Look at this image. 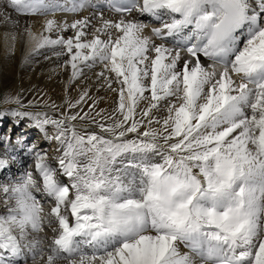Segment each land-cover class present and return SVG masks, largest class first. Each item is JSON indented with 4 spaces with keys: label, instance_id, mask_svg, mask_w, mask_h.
<instances>
[{
    "label": "snow or ice",
    "instance_id": "snow-or-ice-1",
    "mask_svg": "<svg viewBox=\"0 0 264 264\" xmlns=\"http://www.w3.org/2000/svg\"><path fill=\"white\" fill-rule=\"evenodd\" d=\"M107 7L117 18L94 11L70 23L46 18L39 35L25 29L34 42L26 60L51 48L71 71L61 105L0 99L18 106L0 110L17 118L0 135V170L21 151L32 159L31 170L0 183V264H264V0ZM0 8L11 21L8 9L54 17L98 5L5 0ZM97 65L98 88L115 93L110 109L90 86L67 94ZM37 106L57 115L24 110ZM25 117L55 142L53 158L23 134L13 142Z\"/></svg>",
    "mask_w": 264,
    "mask_h": 264
},
{
    "label": "bare ground",
    "instance_id": "bare-ground-1",
    "mask_svg": "<svg viewBox=\"0 0 264 264\" xmlns=\"http://www.w3.org/2000/svg\"><path fill=\"white\" fill-rule=\"evenodd\" d=\"M91 2L96 4V0H91ZM4 3L5 0H0V6H2ZM2 11L3 9L0 8V12ZM94 11L103 12L108 18H117L115 14L111 13L105 8L95 10L88 8L81 13L75 14L57 12L54 14V17L52 13H49L46 17L17 15L14 11L8 9V12L11 16V21H6L4 16L0 14V73L13 74L18 78L17 87H15L16 92L14 89H10L4 94L3 97L7 95L19 94L22 103L42 97L55 102L57 105L63 104L66 95L65 86L68 82L71 71L70 68L65 69L60 67L62 64V59L58 60L53 55V49L51 48L41 49L38 54L30 56L29 59L26 60L25 57L30 52L34 42L28 38L25 29L31 27V30L39 35L43 31V21L46 18H55L59 23H63L65 20H67L70 23L72 20L78 19L81 16L91 15ZM133 16L136 19L142 20L146 24L154 23L152 18L148 16H140L138 13H133ZM15 21H18V23H13ZM93 23L95 24L96 21L93 20ZM13 34L15 35V40H13ZM51 35L53 38H55L56 34L52 33ZM63 35L67 37L72 35V32L68 31L63 33ZM45 57H49V59H45ZM100 70V65H97L90 70L85 68L83 77L72 83L67 94L73 99H76L82 87L90 86L91 96L103 98L99 103V108L110 109L113 106V101L115 100V93L109 92L106 88H98L95 74ZM27 83L30 86L28 90L25 87ZM20 89L23 91L22 94L19 92ZM89 103H91V101H89ZM12 106L13 105L3 104V107L7 108H13ZM49 111L53 114V116L57 115V113L53 112L51 109H49ZM31 129L33 128H25L20 130L17 127L14 129V132L19 130L20 132L18 131L17 136L23 134L27 137V140H29ZM0 135L2 134L0 133ZM39 135L45 138L44 133L40 132ZM16 137L14 138L13 142H15ZM47 140L48 139L45 141ZM52 142L54 146H52L51 151L47 153L49 154V157L53 158L56 155L55 148L57 145L54 141ZM39 146H42V144ZM39 149L45 152L48 150L45 147H41ZM31 165V157L25 156L23 151H21L16 162L11 163L7 170H0V183L11 181L25 170H31ZM46 234L49 237L52 235L50 230H46ZM179 250L181 253L188 251V249L184 247L183 244H179ZM18 264H23V258L18 261ZM28 264H31L30 259Z\"/></svg>",
    "mask_w": 264,
    "mask_h": 264
},
{
    "label": "rangeland",
    "instance_id": "rangeland-1",
    "mask_svg": "<svg viewBox=\"0 0 264 264\" xmlns=\"http://www.w3.org/2000/svg\"><path fill=\"white\" fill-rule=\"evenodd\" d=\"M17 80H18V78H17V76H14L13 74H6V73H0V99H3V96H4V94L5 93H7V91L8 90H10V89H14L15 90V92H16V89H15V87H17ZM21 84V83H20ZM26 89L28 90L29 89V84L27 83L26 84ZM25 89V90H26ZM26 90V91H27ZM19 92H20V94H22L23 93V91H22V89H20L19 90ZM32 92V91H31ZM24 104H27V102L25 103V102H23ZM1 105H3L2 103H0V106ZM17 106V105H16ZM24 110H26V111H29V112H37V111H47L50 115H52L53 116V114L49 111V109L48 108H44L43 106H37V107H30V108H26V109H24ZM23 120H25V119H30V118H27V117H25V118H22ZM31 120V119H30ZM26 123V122H25ZM78 123V127H81L83 124H84V122L82 123H80V122H77ZM87 128H89V129H93V130H97L98 131V129H95V126L94 125H87L86 126ZM37 130V129H36ZM17 131H19V130H17ZM47 131L48 132H51L52 133V129H51V127L49 126V128L47 129ZM3 133V134H2ZM1 134L2 135H5V133L3 132V130L1 131ZM7 134V133H6ZM18 135V132L16 133V136ZM14 138H15V136L12 138L13 140H14ZM34 139H31V140H29L28 142L30 143L31 141H33ZM52 142V141H51ZM53 143V142H52ZM47 144H48V141H47ZM51 146H54L53 144L51 145ZM46 148V147H45ZM48 150H50L51 151V149H52V147H49V148H47ZM46 152H49V151H47L46 150ZM50 159L52 158V157H49Z\"/></svg>",
    "mask_w": 264,
    "mask_h": 264
}]
</instances>
